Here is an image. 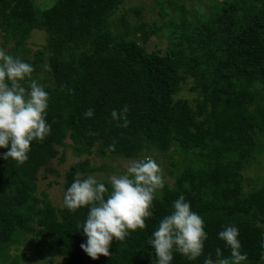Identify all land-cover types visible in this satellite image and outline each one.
Segmentation results:
<instances>
[{
  "label": "trees",
  "instance_id": "trees-1",
  "mask_svg": "<svg viewBox=\"0 0 264 264\" xmlns=\"http://www.w3.org/2000/svg\"><path fill=\"white\" fill-rule=\"evenodd\" d=\"M127 3L57 0L43 9L34 0H0V48L32 64L37 82L48 68L42 82L51 125L43 142L33 141L23 165L0 158V259H8L6 247L32 239L64 264H155L148 240L184 195L203 217L208 240L197 260L175 253L172 264L215 260L218 247L229 257L218 235L228 225L239 229L241 251L248 256L244 264H264V185L252 184L243 172L264 153V0H214L206 11L196 2L194 10L179 4L168 19L163 8V25L137 28L141 43L118 30V13ZM132 11L143 18L142 9ZM162 29L169 34L166 52L149 53L147 40ZM34 30L44 32V42L30 51ZM187 80L189 91L198 93L193 101L179 96ZM62 85L73 93L61 92ZM124 105L130 107L127 128L111 119ZM89 109L94 114L86 118ZM114 140L115 151H106ZM66 149L75 158L94 152L128 160L153 153L168 158L173 180L158 192L146 229L123 242L113 240L109 257L93 260L80 247L87 237L78 225L88 208L72 213L63 196L58 205L37 193V174L58 155L65 162ZM7 151L0 148V154ZM94 169L83 163L68 169L63 190L77 170ZM45 170L60 176L54 168Z\"/></svg>",
  "mask_w": 264,
  "mask_h": 264
},
{
  "label": "clouds",
  "instance_id": "clouds-1",
  "mask_svg": "<svg viewBox=\"0 0 264 264\" xmlns=\"http://www.w3.org/2000/svg\"><path fill=\"white\" fill-rule=\"evenodd\" d=\"M33 72L32 64L0 48V148L8 149L0 158L19 165L28 160L33 141L43 142L51 133L46 119L49 95L32 79ZM60 91L73 93L67 85H62ZM129 112L130 107L124 105L111 112V119L117 127L127 128ZM93 114L89 109L84 115L91 118ZM115 146L114 140L106 151L114 152ZM164 186L163 168L151 155L128 161L122 174L108 177L107 185L95 175L77 170L63 193V206L72 213L88 208L85 221L78 225L87 237L81 249L93 260L109 257L113 240L123 242L131 233L146 229V221L153 216V202ZM172 209L148 240L155 252V264H172L175 253L190 261L204 254L208 234L203 217L192 210L184 195L173 202ZM218 235L230 256L225 257L218 247L215 260L208 256L203 264H244L248 256L242 254L239 229L228 225ZM55 258L62 260L50 259Z\"/></svg>",
  "mask_w": 264,
  "mask_h": 264
},
{
  "label": "rangeland",
  "instance_id": "rangeland-1",
  "mask_svg": "<svg viewBox=\"0 0 264 264\" xmlns=\"http://www.w3.org/2000/svg\"><path fill=\"white\" fill-rule=\"evenodd\" d=\"M57 0H34V3L38 8H49L56 2ZM197 3L200 7L201 11H206L208 7L214 5V0H203L200 2L199 0H128L127 5L125 6L127 15L122 16L123 11H119L117 21L119 22L118 30L120 33H126L129 39H133L140 42V32L137 30L140 27V24L145 23L147 26H152L153 24L163 25L164 21L161 18V10L163 8L166 12L168 19L171 14L178 11L179 4H185L188 9L194 10V3ZM138 7L142 9L143 18H139L133 13V9ZM168 31L166 29L160 30L158 33L152 35L146 42L145 48L150 52H159L161 55L166 52L168 46ZM44 42V32L34 30L31 32L28 48L30 51H34L41 47V44ZM7 50V49H5ZM48 73V68L39 72L38 84L43 87L46 85L42 82V79ZM191 86V81L187 80L185 84L182 85L181 90L179 92V96L189 101H193L194 98L198 95V93L193 94L189 91ZM264 141V138L261 139ZM68 142V141H66ZM170 151L168 155H171ZM152 157L161 165L164 172L165 182L171 184L173 178L168 173L169 164L168 158L163 155H159L157 153H153ZM173 160L178 159V155H173ZM130 161L128 159H120V158H110V157H102L94 152L91 156L75 158L72 156L69 149H66V160L61 163L59 161V155L56 159L52 160L48 166H46L43 170H41L38 174L37 180V193L40 195L42 192L46 193L50 200L55 204L60 205L62 203L63 196V187L61 182L63 180V175L65 172L71 167L77 165L78 163H83L89 168H96L92 172H88L85 174L95 175L98 180L107 181L108 177L113 174H122L125 170V164ZM54 168L58 171L59 175L56 177L54 174L46 172L45 169ZM245 177L248 179H252V184L257 187H262L264 185V153L258 156L254 161H252L251 166L243 171ZM257 177V178H256ZM56 182H60L59 185L55 184ZM246 190H250V187L246 186ZM39 241V240H38ZM6 253L8 259L1 260L0 264H10L15 257L20 256L19 264H64V259L55 258L50 259L46 254V248L41 246L40 249L36 247L35 240H28L26 243L20 244H12V246L6 247Z\"/></svg>",
  "mask_w": 264,
  "mask_h": 264
}]
</instances>
